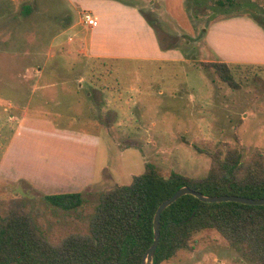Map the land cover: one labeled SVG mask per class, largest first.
<instances>
[{
    "label": "rangeland",
    "instance_id": "1",
    "mask_svg": "<svg viewBox=\"0 0 264 264\" xmlns=\"http://www.w3.org/2000/svg\"><path fill=\"white\" fill-rule=\"evenodd\" d=\"M125 1L155 22L163 42L185 47L188 61L93 58L66 43L50 48L55 16L68 0H0V210L5 214L10 200L24 198L51 240L88 233L101 194L130 184L148 162L164 175L203 177L219 148L264 153V66L232 65L239 83L233 88L202 65L212 60L202 52L206 26L227 14L264 22V0H186L193 33L169 25L162 0ZM51 128L92 133L100 145L54 133L46 143ZM87 155L93 163L84 169L76 159ZM71 192L82 193L81 207L64 210L46 199ZM162 264L251 262L206 230L191 249Z\"/></svg>",
    "mask_w": 264,
    "mask_h": 264
},
{
    "label": "trees",
    "instance_id": "2",
    "mask_svg": "<svg viewBox=\"0 0 264 264\" xmlns=\"http://www.w3.org/2000/svg\"><path fill=\"white\" fill-rule=\"evenodd\" d=\"M218 2L226 5L235 0ZM202 65L214 68L231 87H239L228 63L207 61ZM184 186L210 196L264 198V153L256 149L245 156L237 146L219 148L211 153V165L203 177L175 171L164 175L148 162L130 184L117 185L101 194L88 233H71L59 241L44 234L24 198L12 199L5 214L0 210V264H142L154 241V217L159 205ZM46 199L64 210L77 209L84 202L80 192L49 195ZM206 230L217 231L251 264H264V205L209 203L192 194L182 196L162 213L161 239L153 264H162L181 250L191 249L196 234Z\"/></svg>",
    "mask_w": 264,
    "mask_h": 264
},
{
    "label": "crops",
    "instance_id": "3",
    "mask_svg": "<svg viewBox=\"0 0 264 264\" xmlns=\"http://www.w3.org/2000/svg\"><path fill=\"white\" fill-rule=\"evenodd\" d=\"M162 1L161 15L170 19L169 25L176 27L177 30L183 29L193 33L186 0ZM87 16L94 18L97 24L94 26L88 24ZM55 18L58 25L55 29L57 35L50 48L57 43H66L93 58L172 63L188 61L186 48L163 42L156 25L148 21L142 9L132 1L68 0V9L59 12ZM204 33L202 52H209L211 61L226 62L231 66H264V27L249 18L248 14L236 17L227 14L219 17L206 26ZM65 34L69 35L67 41ZM81 81L82 79L76 80V83H79L78 88L83 87ZM47 86L44 85L42 88ZM92 90L100 92L95 87ZM23 117L28 118L26 113H23ZM51 129L48 133L45 132L48 135L46 143L52 140L54 133L70 136L74 140L79 138L85 144L100 145V139L92 133L61 132ZM24 145L27 144H21V147ZM9 147H4V157ZM76 161L84 169L91 167L93 163L92 156L88 155L79 156Z\"/></svg>",
    "mask_w": 264,
    "mask_h": 264
},
{
    "label": "water",
    "instance_id": "4",
    "mask_svg": "<svg viewBox=\"0 0 264 264\" xmlns=\"http://www.w3.org/2000/svg\"><path fill=\"white\" fill-rule=\"evenodd\" d=\"M192 194L204 202L214 203V202H240L244 204L251 205H264V198H250L246 196L238 195H222V196H210L206 195L203 192L196 191L188 186L180 188L173 196L162 202L155 214L154 217V241L150 248L145 252L142 264H153L154 256L156 250L159 246L161 239V216L166 208L176 202L179 198L184 195Z\"/></svg>",
    "mask_w": 264,
    "mask_h": 264
},
{
    "label": "built area",
    "instance_id": "5",
    "mask_svg": "<svg viewBox=\"0 0 264 264\" xmlns=\"http://www.w3.org/2000/svg\"><path fill=\"white\" fill-rule=\"evenodd\" d=\"M87 23L94 26L97 24V21L94 18H91L90 16H87Z\"/></svg>",
    "mask_w": 264,
    "mask_h": 264
}]
</instances>
